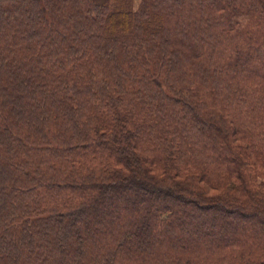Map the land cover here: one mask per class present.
I'll list each match as a JSON object with an SVG mask.
<instances>
[{
    "label": "trees",
    "instance_id": "1",
    "mask_svg": "<svg viewBox=\"0 0 264 264\" xmlns=\"http://www.w3.org/2000/svg\"><path fill=\"white\" fill-rule=\"evenodd\" d=\"M0 264H264V0H0Z\"/></svg>",
    "mask_w": 264,
    "mask_h": 264
},
{
    "label": "rangeland",
    "instance_id": "2",
    "mask_svg": "<svg viewBox=\"0 0 264 264\" xmlns=\"http://www.w3.org/2000/svg\"><path fill=\"white\" fill-rule=\"evenodd\" d=\"M138 0H135V2H137Z\"/></svg>",
    "mask_w": 264,
    "mask_h": 264
}]
</instances>
